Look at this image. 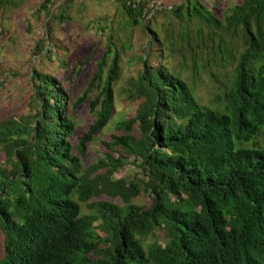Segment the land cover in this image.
<instances>
[{"label":"trees","instance_id":"obj_1","mask_svg":"<svg viewBox=\"0 0 264 264\" xmlns=\"http://www.w3.org/2000/svg\"><path fill=\"white\" fill-rule=\"evenodd\" d=\"M78 1L43 0L34 10L46 17L31 51L39 61L53 63L55 24L70 20ZM116 1L123 30L139 27L146 40L125 88L134 115L115 124L83 168L114 114L120 54L109 37L72 104L74 111L100 89L90 103L95 119L76 138L65 86L33 64L34 114L0 123V264H264V0H242L223 17L202 0L148 13L149 1ZM160 15L181 25L166 33V48L154 26ZM165 49L183 64L188 56L194 71L204 51L213 62L228 55L232 73L216 107L201 106L193 87L166 69ZM126 167L137 172L115 179Z\"/></svg>","mask_w":264,"mask_h":264},{"label":"rangeland","instance_id":"obj_2","mask_svg":"<svg viewBox=\"0 0 264 264\" xmlns=\"http://www.w3.org/2000/svg\"><path fill=\"white\" fill-rule=\"evenodd\" d=\"M11 1L16 5L12 6L9 2L0 0V123L7 120L19 121L23 117L34 114V110L30 107L31 86L28 81L33 64H35L52 72L65 86L68 100L64 114L72 116L74 119V137L82 135L95 119V116L90 112V103L100 95V89H94L88 94L86 101L74 111L72 104L86 91V87L96 72V64L100 62L106 46L109 45V37L112 38L113 45H115L113 49H117L120 54L119 79L113 87L114 114L107 127L96 137L97 141L89 145L87 156L83 159V168H85L94 163L100 155V142L114 134L115 124L134 115L136 104L125 102L127 97L125 88L128 86V80L135 76L138 69L135 63L136 57L146 40L142 38L139 27L123 30L125 18L121 13L120 4L116 0H81L73 4L69 13L70 20L62 24H55L54 35L49 41L51 44L59 46V51H53V63H48L47 60L44 63L31 53L36 42L45 34L46 17L43 13L38 17L34 14V10L43 0ZM141 1H149L147 4L148 13L151 9L154 11L160 7L170 8L187 0ZM202 1L214 15L223 17L233 5L242 0ZM154 24L164 48L169 44V40L165 42V37L168 36L166 33L171 29L177 30L181 26L175 19L161 15L158 16ZM164 55L163 65L172 75L177 74L181 80L193 87L195 98L201 106L213 105L216 107L218 105L216 95L226 88L232 73V66L230 61H227V54L222 57L221 61L223 62H218L220 57L216 62H213L211 53L204 51L201 54V67L196 71L192 70L188 56L183 64L178 54L168 53L165 49ZM56 56L65 60L67 64L65 70L58 67ZM112 58L113 54L107 59L106 70ZM207 61L209 64L203 67ZM77 62L79 63L78 76L74 77L70 73V69ZM69 77H72L71 81ZM261 143L262 138H259L257 144L261 145ZM0 159L2 161V158ZM136 172L135 168L126 167L115 174L114 178L132 176ZM83 208L85 209L84 206ZM2 242L3 236L0 233V258Z\"/></svg>","mask_w":264,"mask_h":264},{"label":"built area","instance_id":"obj_3","mask_svg":"<svg viewBox=\"0 0 264 264\" xmlns=\"http://www.w3.org/2000/svg\"><path fill=\"white\" fill-rule=\"evenodd\" d=\"M53 2L56 1V0H52ZM153 6V4L151 5V7ZM152 10V9H151Z\"/></svg>","mask_w":264,"mask_h":264}]
</instances>
